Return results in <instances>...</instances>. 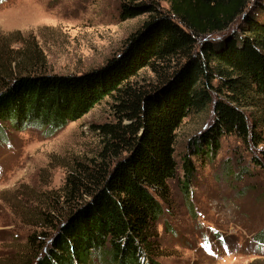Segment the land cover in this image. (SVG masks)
Instances as JSON below:
<instances>
[{
  "label": "trees",
  "instance_id": "1",
  "mask_svg": "<svg viewBox=\"0 0 264 264\" xmlns=\"http://www.w3.org/2000/svg\"><path fill=\"white\" fill-rule=\"evenodd\" d=\"M161 1L167 7L156 0L121 2L120 20L147 17L99 67L13 75L0 64V141L10 138L9 129L52 135L112 99L113 121L92 126L97 156L76 162L60 195L49 198L52 206L40 212L39 229L27 238V264H157L155 225L177 176L174 143L183 119L212 103V122L180 160L185 189L196 169L191 157L212 161L223 136L263 142L237 105L253 97L264 104V0ZM237 20V29L199 42ZM144 68L155 80L137 86L134 78Z\"/></svg>",
  "mask_w": 264,
  "mask_h": 264
},
{
  "label": "rangeland",
  "instance_id": "2",
  "mask_svg": "<svg viewBox=\"0 0 264 264\" xmlns=\"http://www.w3.org/2000/svg\"><path fill=\"white\" fill-rule=\"evenodd\" d=\"M122 1L2 0L0 64L13 75L77 74L99 67L120 52L125 39L147 17L120 20ZM238 20L199 42L237 29ZM154 80L148 68L134 78L137 86ZM111 103V98H104L52 135L37 128L7 130L10 138L0 141V264L30 261L27 238L39 229L35 225L40 212L49 211V198L60 195L76 162L87 163L97 156L100 140L92 126L113 121ZM237 106L250 124L257 125L263 142L246 145L235 135L223 136L212 161L191 157L196 169L186 189L180 160L191 152L193 138L212 122V103L192 112L176 130L177 176L168 183L170 201L155 225V263L264 264V252L255 246V242L264 246V237H257L264 231V104L253 97ZM254 157L259 163L253 162ZM242 168L248 171L243 173Z\"/></svg>",
  "mask_w": 264,
  "mask_h": 264
}]
</instances>
